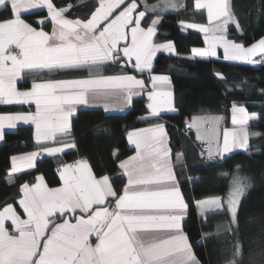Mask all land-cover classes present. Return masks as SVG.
I'll return each instance as SVG.
<instances>
[{"label": "snow or ice", "instance_id": "1", "mask_svg": "<svg viewBox=\"0 0 264 264\" xmlns=\"http://www.w3.org/2000/svg\"><path fill=\"white\" fill-rule=\"evenodd\" d=\"M72 7L58 8L53 0H0V8L9 14V18L0 20V103L35 105L34 112L0 114V140L4 139L6 127L15 128L17 121H23L34 125L37 145L55 142L58 134L71 135L78 105L101 104L109 112L115 108L112 98L116 97L120 111L131 106L133 97L139 95L137 89H145V81L127 72L106 75V69L126 60L122 67L131 64L132 72H151L152 57L158 50L175 51L171 41L153 42L163 19L157 13L186 5L175 0H158L153 5L145 0H94L88 13L70 18ZM34 8H45L48 13L35 22L41 26L39 30L22 18V13ZM194 9H206L211 25L178 22L182 28H196L205 34L208 46L192 49L195 56H216L219 45L225 60L264 63V37L247 47L227 38L229 25L243 35L231 0H194ZM149 13L154 17L151 21H147ZM48 21L53 25L51 33L43 30ZM258 54L260 59H254ZM67 71H86L88 75L63 80L38 77L29 89L21 91L16 87L17 79L26 73ZM149 79L152 90L146 92L144 119L159 120L163 112L175 110L173 94L157 88L158 84L169 83L167 76L151 75ZM232 112L233 124L237 123L235 113L246 116L244 107L235 103ZM221 119L193 117L186 122L189 128L196 129L198 140L208 141L206 158L210 161L224 158L233 149L247 152L249 148L247 131L241 136L228 129H224L222 147L213 145ZM240 122L246 124L247 119ZM127 138L136 151L117 165L119 176L127 179L120 191L115 189L111 176L95 174L87 157L58 169L60 187L49 188L42 176L20 185L17 202L26 218L10 203L0 209V264H202L183 227L190 208L176 171L183 158L181 153L172 157L166 123L129 131ZM65 149L79 150L75 137L62 147L40 148L10 157L6 183L13 185L14 177L23 169L34 168L41 152L52 155ZM111 155L118 160L119 150ZM250 187L247 177L233 174L226 197L192 202L197 217L226 205L230 217L227 230L232 232L234 227L233 234L238 235L239 209ZM202 243L203 239L196 241L197 245ZM259 255L264 264V249ZM242 256L243 244L237 239L233 259L227 264H238L237 258Z\"/></svg>", "mask_w": 264, "mask_h": 264}, {"label": "trees", "instance_id": "2", "mask_svg": "<svg viewBox=\"0 0 264 264\" xmlns=\"http://www.w3.org/2000/svg\"><path fill=\"white\" fill-rule=\"evenodd\" d=\"M158 0H145L152 3ZM57 7L73 5L69 16L82 17L92 7L94 0H53ZM233 11L239 18L243 35L236 32L233 25L228 27V37L243 45L264 37V0H231ZM181 7L174 12H164L158 30L153 36L155 41H171L175 54L158 53L155 56L151 72H132L131 64L122 67L127 61L109 65L106 75L127 72L143 79L146 85L152 74H161L169 78L172 84L175 110L161 114L160 119H144L146 100L144 96L135 97L130 108L124 112L108 113L99 108H82L72 117V133L79 150H67L60 155L44 157L36 162L35 167L22 170L17 174L15 183L8 185L6 176L11 163L10 157L22 152H31L40 145L33 140L31 125H20L5 133L0 144V208L5 203H14L17 209L20 185L32 182L36 175H43L50 186L58 184L57 167L74 158L87 157L94 167L95 174L111 176L117 191L125 184V177L119 176V161L134 151L127 141V133L152 124L165 122L171 153H181L183 164L177 166L179 182L186 202L190 204L183 221L185 232L191 237L195 252L202 264H227L233 259L234 245L237 239L243 244V256L237 258L238 264H261L260 251L264 249V63L254 66L244 62L219 58H190L187 56L192 48L203 46L205 36L198 31L182 28L178 22L206 23L207 15L203 10L194 9V0H181ZM142 6V5H141ZM47 11L37 10L25 14L31 23L35 18L46 16ZM158 14V13H157ZM9 18L8 11L0 8V20ZM151 13L147 21L153 19ZM147 21L145 26H147ZM47 22L44 28L48 29ZM153 40V41H154ZM221 74L219 77L215 74ZM80 72H40L24 74L18 85L28 87L38 77L43 79H59L87 76ZM233 103L244 106L250 112H257L259 122L254 123L261 133L249 139L247 152L240 150L224 158L213 160L201 159L198 146L194 142V134L186 122L191 116L200 114H220L222 119L219 130L230 124ZM31 105H0V112L29 111ZM107 130V131H103ZM102 133V134H101ZM119 150V159L113 160L112 153ZM237 165L239 169L237 170ZM181 168L183 170H181ZM227 174V175H225ZM233 174L247 177L251 187L246 191L239 209V231L227 230L230 220L225 210L208 213L204 218L197 217V209L192 203L204 196L224 197L229 191ZM199 178V179H196ZM191 179V182H190ZM203 239L197 245L196 241ZM256 254V255H252Z\"/></svg>", "mask_w": 264, "mask_h": 264}, {"label": "crops", "instance_id": "3", "mask_svg": "<svg viewBox=\"0 0 264 264\" xmlns=\"http://www.w3.org/2000/svg\"><path fill=\"white\" fill-rule=\"evenodd\" d=\"M175 2L177 3V4H181V0H175ZM158 3V1H154V2H152V3H147L148 5H153V4H157ZM68 6V5H67ZM58 8H60V7H58ZM37 10H45V11H47V9H45V8H34V9H29L26 13H22V18L23 19H25V21L26 22H28V23H31L30 21H28L26 18H24V15L25 14H29V13H33V12H35V11H37ZM174 10H177V9H168V10H166L165 12H174ZM203 11H205V10H203ZM205 13H206V11H205ZM160 14H164V12L163 13H158L157 15H160ZM47 15H48V13H46V16H42V17H47ZM69 15V14H68ZM207 15V14H206ZM42 17H37V18H35V20H34V22H36L38 19H40V18H42ZM70 18H73V17H71V16H69ZM207 19H208V17H207ZM49 23H50V25H49V28L47 29H45L44 28V25L47 23H45L44 25H43V30L45 31V32H47V33H51L52 32V28H53V25H52V23L50 22V21H48ZM208 22V21H207ZM186 23H191V22H186ZM32 24V26L33 27H36L38 30L40 29V25L39 24H37V23H31ZM192 24H197V23H192ZM189 29H192V30H198V29H196V28H189ZM199 31V30H198ZM202 33V32H201ZM203 34V36H205V34L204 33H202ZM209 38H211V33L209 34ZM227 38L229 39V40H233L231 37H228L227 36ZM153 40H154V38H153ZM234 41V40H233ZM154 42V41H153ZM166 42H169V41H165V42H154L155 44H164V43H166ZM208 45L206 44V42L204 43V45L203 46H197L196 48H206ZM175 49V48H174ZM192 49H194V48H192ZM192 49H191V51H190V53H188L187 54V56L188 57H190V58H195V59H198V58H202V57H198V56H195L194 55V53L192 52ZM158 53H166V54H170V55H174L175 54V51L174 52H172V53H169V52H167V51H164V50H158L157 52H156V55L158 54ZM216 53H217V55L216 56H209V57H206V59H208V58H219V56L220 57H223L224 58V56H223V47L222 46H219V45H217V47H216ZM155 55V56H156ZM155 56L154 57H152V66H153V63H154V59H155ZM132 63H134V58H133V61H132ZM262 63H257V64H253V63H251V65H254V66H258V65H261ZM156 75H161V74H156ZM86 76H81V77H70V78H59V79H56V80H63V79H79V78H85ZM138 78V77H137ZM20 79L21 78H18L17 79V81H16V87H17V89L18 90H25V89H29L30 87H31V84L33 83V81H31L30 83H29V85H28V87H20L19 85H18V83L20 82ZM150 81V80H149ZM157 88L159 89V90H161V91H171L172 92V94H173V91H172V84H171V82H170V80H169V83L168 84H158L157 85ZM149 90H152V84H151V82H149V86H148V88H146V89H143V90H140V89H137V91L139 92V95H135L134 97H133V99L135 98V97H141V96H144V98H145V100H146V103H148V98H147V95H146V92L147 91H149ZM174 98V95L172 96V99ZM112 101H113V103L115 104V108H114V110H112V111H109L108 113H115V112H124L126 109H128V108H130L131 106H127V107H124V109H123V111H120L119 109H120V104L117 102V98L116 97H113L112 98ZM13 104H15V103H13ZM173 104H174V107H175V102H174V100H173ZM0 105H7V104H3V103H0ZM18 105V104H17ZM23 105H26V106H29V105H31V107H30V109H29V111H18V112H0V114H17V113H27V112H34L35 111V105L33 104V103H29V104H23ZM82 108H88V109H93V108H99V109H102L103 111H104V109H103V107H102V105L101 104H96V105H87V106H85V105H78L77 106V110H79V109H82ZM171 112H173V111H171ZM165 113H168V112H163L162 114H165ZM20 125H31V128H32V130H33V133H34V125H32L31 124V122H29V123H24L23 121H17V126L15 127V128H5L4 129V133H6V132H8V131H10V130H14V129H16L17 127H19ZM148 128V127H147ZM147 128H141V129H147ZM189 128V127H188ZM137 130H140V129H137ZM189 130H191L192 131V133L193 134H195L194 133V127L193 128H189ZM258 135V134H257ZM257 135H254V136H251V137H255V136H257ZM251 137H249V139L251 138ZM33 140H34V136H33ZM3 140H0V144H2L3 142H2ZM71 141H72V138H70L68 135L67 136H65V135H57L56 137H55V142H52V141H49V142H43L41 145H40V147L39 148H37V149H39L40 150V148H46V147H62V145L64 144V143H71ZM127 141H128V138H127ZM36 143V142H35ZM129 143V142H128ZM249 143H250V141H249ZM130 145V144H129ZM223 145V144H222ZM130 146H132L133 148H134V151L132 152V153H130L129 155H127L125 158H123V159H121V160H125L126 158H128V157H131V156H133L134 154H135V146L134 145H130ZM222 147V146H221ZM67 150H72V149H65L64 151H67ZM241 149H233V151H232V153H229V154H226L225 156H227V155H230V154H233L235 151H240ZM31 152H33V151H31ZM25 153H30V152H22V153H20V154H16V155H13V156H20V155H22V154H25ZM63 153V152H62ZM62 153H56V154H52V155H50V154H48L47 152H43V157L42 158H44V157H52V156H54V155H60V154H62ZM172 154V153H171ZM177 154V153H176ZM176 154H175V156H176ZM175 156H173L172 155V157H173V159L175 158ZM221 158V157H220ZM39 160H41V159H39L38 157H36L35 158V161H34V163L36 164V162H38ZM10 163H11V161H10ZM71 162H64L63 164H70ZM63 164H61V165H59L58 167H57V169H56V171H57V176H58V184H56V185H54V186H50V185H48V183L45 181V179H44V177H43V175H40V174H38V175H36V177L37 176H42L43 177V180H44V183L49 187V188H57V187H60L61 186V184H62V181L60 180V176H59V171H58V169H60L61 167H62V165ZM11 167V166H10ZM23 170H26V169H23ZM98 176V175H97ZM100 176H102V175H100ZM125 179H126V177H125ZM32 182H35V178L32 180ZM126 182H127V179H126ZM125 182V183H126ZM25 183V182H24ZM23 184V183H22ZM20 194V193H19ZM217 197V196H216ZM19 198H20V195H19V197H18V199H17V201L19 200ZM200 199V198H199ZM199 199H196L195 201H198ZM16 201V202H17ZM114 203V202H113ZM10 204H12L13 205V207L16 209V211H17V213L19 214V215H21V217L22 218H26L25 216H24V214H23V209L19 206V209H17L16 208V206L14 205V203L12 202V203H10ZM17 205H19L18 204V202H17ZM3 206V205H2ZM0 209H2V207L0 208ZM210 212H215V211H209L208 213H210ZM205 216H202V218H204ZM57 222L59 223V222H62L61 220H59V219H57ZM71 222H75L74 220L73 221H71ZM10 223V222H9ZM90 239L92 240V242L93 243H95V237L94 236H91L90 237Z\"/></svg>", "mask_w": 264, "mask_h": 264}, {"label": "rangeland", "instance_id": "4", "mask_svg": "<svg viewBox=\"0 0 264 264\" xmlns=\"http://www.w3.org/2000/svg\"><path fill=\"white\" fill-rule=\"evenodd\" d=\"M205 11H206V9H205ZM204 11V12H205ZM207 14V11H206V13H205V15ZM207 21H208V19H207ZM206 21V23H204V24H202V23H197V24H199V25H206V26H209V27H211V25L209 24V21L207 22ZM260 40V39H259ZM256 41H258V40H256ZM256 41H254V42H256ZM154 42H158V41H155L154 40ZM254 42H252L251 44H253ZM250 44V45H251ZM250 45H247V46H250ZM245 47H247L246 45H244ZM223 56H224V50H223ZM254 59H260V56H259V54L257 55V57H255ZM237 62H239V63H241V61H237ZM244 63H248V64H251L250 62H244ZM152 75H156V74H152ZM139 78V77H138ZM141 79V78H140ZM150 80V79H149ZM150 82V81H149ZM146 83V82H145ZM148 86H149V84L148 85H146V87H145V89L146 88H148ZM237 106H243V105H241V104H238V103H235ZM233 106V105H232ZM244 107V106H243ZM245 109V108H244ZM231 110H232V108H231ZM245 113H246V116H245V114H241V113H235V116H236V119H237V123L236 124H233V115H234V113L233 112H231V118H230V124L227 126V127H222V129H220V131H219V139H218V145L221 147L222 146V144H223V132H224V129H228L230 132H232V131H235V132H237V133H239L241 136L244 134V132L245 131H247V133H248V136L249 137H251V136H254V135H257V134H260L261 133V131L257 128V127H255L254 126V123H257V122H259V119H258V113L257 112H250V111H248L247 109H245ZM253 114H255V116H256V118H249V117H252L253 116ZM244 119H247V123L246 124H244V123H241L240 121H242V120H244ZM229 192V191H228ZM228 192L225 194V196L224 197H226V195L228 194ZM214 197H216V196H204V197H202V198H198L199 200L198 201H200V200H203V199H206V198H214ZM217 197H221V196H217ZM223 198V197H222ZM222 210V209H221ZM223 210H225L226 211V205H225V208L223 209Z\"/></svg>", "mask_w": 264, "mask_h": 264}, {"label": "built area", "instance_id": "5", "mask_svg": "<svg viewBox=\"0 0 264 264\" xmlns=\"http://www.w3.org/2000/svg\"><path fill=\"white\" fill-rule=\"evenodd\" d=\"M193 117H221L220 114H215V113H211V114H200V115H193L191 116L190 118V121L192 120ZM222 118V117H221ZM189 121V122H190ZM220 123H221V120L219 121L218 125H217V136H216V139L213 140V145H216L218 144V139H219V126H220ZM194 142L195 144H197L198 146V154H199V157L202 159H206L208 160L206 157H207V148H208V141L207 140H204V139H201V140H198L197 139V132H196V129L194 128ZM39 149L35 148V149H32L31 151H38ZM39 159H42L43 157V152L40 153V155L37 156ZM216 158V157H215ZM214 158V159H215ZM79 158H74L73 161L77 160ZM73 161H70L71 163Z\"/></svg>", "mask_w": 264, "mask_h": 264}]
</instances>
